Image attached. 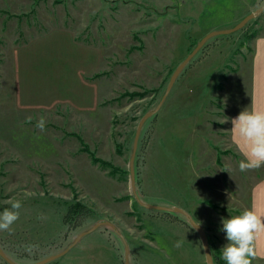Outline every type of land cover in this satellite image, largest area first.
I'll return each mask as SVG.
<instances>
[{
	"label": "rangeland",
	"instance_id": "374dc122",
	"mask_svg": "<svg viewBox=\"0 0 264 264\" xmlns=\"http://www.w3.org/2000/svg\"><path fill=\"white\" fill-rule=\"evenodd\" d=\"M263 1L0 0V213L11 209L9 200L21 202L19 219L0 230L4 253L31 264L108 220L128 243L129 264H207L183 215L135 199V131L197 42ZM260 36L264 11L209 39L145 121L136 146L142 199L187 210L203 226L213 264H226L221 218L250 209L251 190L264 177V166L239 170L244 157L229 121L248 105ZM0 264L9 263L0 255ZM48 264H124V243L103 225Z\"/></svg>",
	"mask_w": 264,
	"mask_h": 264
},
{
	"label": "clouds",
	"instance_id": "9594fccd",
	"mask_svg": "<svg viewBox=\"0 0 264 264\" xmlns=\"http://www.w3.org/2000/svg\"><path fill=\"white\" fill-rule=\"evenodd\" d=\"M227 121L226 117L223 123ZM231 124L244 142L245 154L239 162V170L244 172L264 166V110L245 108L231 119ZM44 126L45 121L41 118L37 127L43 131ZM8 203L11 209L0 213V230H8L19 219L21 202L12 199ZM221 223L227 241L221 248V258L226 264H252L256 256L254 242L257 233L264 232V218L251 209H245L238 215L221 218Z\"/></svg>",
	"mask_w": 264,
	"mask_h": 264
},
{
	"label": "water",
	"instance_id": "95a60500",
	"mask_svg": "<svg viewBox=\"0 0 264 264\" xmlns=\"http://www.w3.org/2000/svg\"><path fill=\"white\" fill-rule=\"evenodd\" d=\"M263 11H264V1L259 7H257L255 10H253L250 13H248L247 15H245L241 20H239L232 27L219 28V29L211 30L208 33H206L197 42L196 46L192 49V51L190 53H188V55L177 65L176 69L173 71L172 75L170 76L166 90H165L160 102L158 103V105L154 109H152L151 111H148L147 113H145L143 115V117L140 119L138 126H137V129L135 131V136H134V141H133V150H132V154L130 157V182H131V188H132L133 194L135 196V199L137 200V202L140 205H142L145 208L161 210V211H166V212H172V213H177V214L183 215L185 218V221L190 226H192L194 229H196V231L199 234V237L202 241V245H203L207 264H213V259H212L211 253H210L208 238H207V235L203 229V226L199 223V227H196V223H198V222L192 217V215L187 210H185L184 208H182L180 206H177V205L168 206V205L148 203L142 199V195H141L140 191H138V189L136 188V184H135L136 179H135L134 160H135L136 146H137L139 134L141 132L142 126L145 123V121L150 116H152L153 114H155L157 112L158 108L163 103L165 97L167 96V94L171 90L174 82L176 81V79L178 78V76L180 75L182 70L194 58L196 53L208 42V40L215 37V36L228 35V34H231L235 31H238L239 29L243 28L249 21L257 18ZM103 225L111 227L112 230L122 239V241L124 243V264H129V262H128V254H129L128 243H127L126 239L124 238L123 234H121L119 232L116 225L114 223L108 221V220L96 221L89 229L80 232L73 239V242L67 248H65V249H63V250H61L55 254H51L47 257H44L43 259L35 261L31 264H47V263L59 258L60 256L64 255L72 246H74L83 236L93 232L94 230L98 229L99 227H102ZM0 255L9 264H20V263H17L16 261L12 260L10 257H8L1 248H0Z\"/></svg>",
	"mask_w": 264,
	"mask_h": 264
},
{
	"label": "crops",
	"instance_id": "0c3cea01",
	"mask_svg": "<svg viewBox=\"0 0 264 264\" xmlns=\"http://www.w3.org/2000/svg\"><path fill=\"white\" fill-rule=\"evenodd\" d=\"M250 79V95L248 109L264 110V36H260L254 40V50L252 55ZM243 108V109H245ZM240 111L230 114V139L238 152L244 157V142L232 128L231 119L235 118ZM250 209L255 211L258 216L264 218V177L259 179L253 186L250 195ZM256 258L264 260V232H259L255 240Z\"/></svg>",
	"mask_w": 264,
	"mask_h": 264
},
{
	"label": "trees",
	"instance_id": "16d2710c",
	"mask_svg": "<svg viewBox=\"0 0 264 264\" xmlns=\"http://www.w3.org/2000/svg\"><path fill=\"white\" fill-rule=\"evenodd\" d=\"M48 264V263H47Z\"/></svg>",
	"mask_w": 264,
	"mask_h": 264
}]
</instances>
